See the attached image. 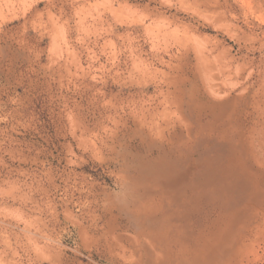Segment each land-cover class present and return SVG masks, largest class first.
<instances>
[{
    "label": "rangeland",
    "instance_id": "rangeland-1",
    "mask_svg": "<svg viewBox=\"0 0 264 264\" xmlns=\"http://www.w3.org/2000/svg\"><path fill=\"white\" fill-rule=\"evenodd\" d=\"M0 264H264V0H0Z\"/></svg>",
    "mask_w": 264,
    "mask_h": 264
},
{
    "label": "bare ground",
    "instance_id": "bare-ground-1",
    "mask_svg": "<svg viewBox=\"0 0 264 264\" xmlns=\"http://www.w3.org/2000/svg\"><path fill=\"white\" fill-rule=\"evenodd\" d=\"M184 197V196H183ZM154 236V235H153ZM160 237V236H159ZM5 261V260H4ZM7 263H8V261H7Z\"/></svg>",
    "mask_w": 264,
    "mask_h": 264
}]
</instances>
